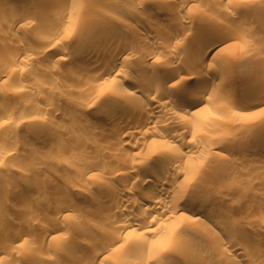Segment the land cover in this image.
<instances>
[{
  "label": "rangeland",
  "instance_id": "1",
  "mask_svg": "<svg viewBox=\"0 0 264 264\" xmlns=\"http://www.w3.org/2000/svg\"><path fill=\"white\" fill-rule=\"evenodd\" d=\"M5 1L25 6L29 9V14L18 12V15L15 11L11 12V8L6 4L4 5L0 2L1 40L4 39L6 43L7 39L2 35H6V33H8L6 35L8 39L15 40L14 42L7 40V44H4L3 41L0 42L1 56L4 54V56L9 54V56H12L16 52L21 53L26 49L29 50L32 46L33 50L30 49V51L33 52L29 62L28 60L27 62L21 59L15 60L11 64L12 70L6 71L7 67H4L6 65L2 64V62L0 63V71L5 74L8 72L5 80L0 81V95H2V97L0 96V115L4 116L2 118L0 116V193L6 190V193L0 194V246H4L5 241L11 236L10 234L14 229H19L18 227L22 225V228H27L30 235L21 240V244L18 247L8 246L5 253L0 256V264H85L86 257L90 255L87 254L92 253L91 245L94 244L92 233L104 230L107 233L112 228L108 223L109 215L114 214L116 211L120 215L121 212L118 210L113 212L111 210L101 213L100 209L96 208L98 206L97 203L81 192L89 193L91 191L95 193L94 196L98 195V197L100 196L101 199H104L101 200L99 198L101 202L106 203L105 200L109 201L111 197L102 192L99 186L101 184H113L122 188L124 182L120 176L112 177L109 176V173L105 174V171L109 172L114 167L113 164H117L116 162L125 158L123 153L119 151L121 149L131 150L132 147L130 145L134 144L135 140L124 136L122 137L123 140L120 139L119 141L113 136L109 137L110 134H108L109 136L102 135L106 129L98 127L96 129L93 125L83 122L84 116L101 123L107 121L104 115L100 114V116L97 114L104 113L109 109V104L106 105V102L108 103L107 99L122 80L115 79L116 77L112 78L114 71L111 69V78L109 77L110 79L105 80L104 85L89 87L87 80L89 81L93 73L95 74L98 70H102L103 66H100L101 64L97 60L89 59L83 55L82 52L86 51L88 43L92 39L87 36L81 40V43L74 40L73 32L78 30L74 19L78 17L82 22L91 21L98 17L101 10H104L109 18L113 20H120L122 23H140L143 26L141 29L145 32L156 30L165 35L180 32L185 37L187 33L191 34L194 33V30H198L209 17L216 16L220 18L225 14L237 15L235 23H233L235 27V24L239 28L238 24L241 27L249 22L248 24L252 23L250 24V29L253 26L259 27L258 29L260 30L256 33L262 34L264 32V13L255 12L253 9L244 11L246 16H248L246 17L244 14L245 18H248V22L243 18L245 20L242 21L244 24L240 23V16H238L239 13L236 11L237 5L245 4V6L249 7L253 0L250 2L249 0H234L231 3L221 5V7L218 0H202L203 3L200 4H190L187 0ZM259 2L264 7V0H259ZM217 4L220 10H216L214 7ZM72 11H76L74 15ZM61 12L70 14V17L68 16L64 21H55V16ZM7 13H11L12 18L18 24L10 27L9 23H4L6 21L2 20V14L5 15ZM13 14H15L14 17ZM176 16L194 17L196 18V23L194 22L192 29L182 30L180 29L181 27H178V24H175L177 22ZM20 23L22 24L21 26ZM242 28L238 29L244 31H241L242 34L235 35L233 39L229 40L230 42L228 41L229 45L234 46L232 48L234 55L232 51V53L221 58L225 54L223 52L214 57L208 56L205 60V69H210L213 73L211 77L214 76L213 79H222L218 80V85L230 92L228 95L233 96L238 93L237 97L229 99L227 98V92L222 97L217 93L220 97L214 99L217 100L219 105L214 106V109L212 108V111H214L213 116L207 119L206 124L204 123L205 125H201V128L204 127L202 129L203 132L208 135V141L211 142L208 143L207 141L205 147L203 149L200 148L202 151H195L190 160L184 158V161L180 162V167H187L185 169L188 172H185L188 175H184L185 177L182 175L178 178L179 180L175 179L177 184H183L184 182L183 185L185 183L190 184L197 190L202 188L201 186L205 183L204 186L207 187L204 188L205 194L203 191H201V194H204L208 200L211 198V202L208 201V204L200 206L199 211L193 215L191 213V204L195 201V196H189L190 200L184 198L180 201L185 207V211L179 218L173 220L163 217L159 219V222L154 220H152L153 222L147 221L148 218L142 215V211L139 212L138 210L137 212L142 215L141 219L144 225L149 222L148 226L151 227L153 232L160 231L155 233L156 236L154 234L149 239L147 238L146 245H140L139 249L131 248L128 239L142 235L145 228L138 229L136 234L129 232L130 234L124 235V238L117 243L119 245L109 246L106 258L103 261H97L96 264H162L168 259L169 261L178 260L177 254L179 251L183 252V250H186L190 254V252L194 251V246L198 247L200 245L204 246L202 249H206L207 252L208 245H210L209 250L214 247L212 249L214 254L208 252V257L212 256V258H208V261L206 258L205 264H244L243 261L241 263L233 261L235 256L234 248L239 246H241L238 249L240 251L256 252V247L251 242L253 243L254 239L264 236V228H262V226L264 227V216L260 213V208L264 202V164H261L264 162L262 161L264 160V129L260 124L264 120L262 119L264 117V102H259L257 98H253L250 105L245 104V100H242L244 92L241 91L244 90L241 87L242 79L239 74L243 71L248 73L256 71L259 74H264V69L263 71L261 70V73V71L251 66L254 65L252 62L248 63L247 70L241 65L242 67L239 66V69L231 70L229 71L230 73L228 72L230 69L223 67V65H226V61L235 62L237 61L235 58H240L238 57L239 55H248L254 52L250 45L248 47L244 45L254 39L256 30L245 29L246 31L248 30L247 32L249 33H247ZM50 34L52 36L55 34V38L57 37V40L51 45L46 42V38H49ZM124 34H122L123 39L132 40L136 38L131 32H125ZM245 41L246 43H244ZM233 42L235 45L232 44ZM9 43H12L11 46L8 45ZM29 43L33 45L29 46ZM183 45L186 48L184 52L191 51V47L194 50L198 48L195 44L192 45L189 39H186ZM141 47L136 48V53L133 51L135 54L133 53L131 59L129 58L131 64L137 60H146L145 52ZM39 50L41 52H38ZM249 50L251 52L247 53ZM230 54L234 56L233 59L228 58ZM259 54L263 56L264 52ZM154 59L149 58L146 62L154 61ZM183 59L181 67L191 65L189 59ZM155 61L160 64H171L164 58L159 59V61L155 59ZM76 72L77 74L80 73L82 78L80 75L76 78ZM210 80L212 79L210 78ZM182 81L183 79L177 75L171 76L166 83V88L177 89L181 86ZM195 81L196 79L192 78L190 83L192 84ZM83 82H87V87ZM79 83L81 87H79ZM22 88L26 89V91H20ZM220 92V94H223L225 91L222 92L221 90ZM260 94L258 96L261 97L263 94ZM232 96L229 97L232 98ZM228 99L229 102H227ZM230 100H234V103ZM52 106L53 108H51ZM119 111L121 112L120 109ZM233 111H235V114ZM7 116H10V118ZM40 116L41 118L46 117L52 124L53 135H51L50 129V132H48L49 130L34 132L27 129L31 120L40 118ZM146 135L145 137L149 138L151 133ZM238 135L243 138V144L239 145V147L219 144L224 137ZM174 145L181 151L185 150L183 141L176 142ZM211 145L212 147H210ZM142 146V152L149 147L147 143ZM180 146L182 147L180 148ZM137 149L140 150V147ZM137 149L135 148V150ZM106 150L111 151L113 154L102 152ZM138 158L135 162L132 159L130 161L136 163L139 160ZM185 159L190 162H186ZM223 159H229L225 165L220 164V161H224ZM253 160L257 162L254 163ZM153 165L155 166V164ZM153 165L151 164L150 167L154 168ZM98 166L107 170L103 168L105 170L103 171L104 173L101 172L103 174L96 173ZM92 167H95V173L88 174V171H92ZM188 167H192V170ZM125 171L129 170L125 169ZM181 178H185V181L182 179V182L178 183ZM10 182L19 183L18 189L9 190L7 184ZM132 186L128 187L134 188L132 191L133 193L135 192V196H141L140 186L137 184ZM93 193L91 194L93 195ZM64 198L65 200H63ZM70 199L74 200L75 209L67 210L61 215L57 214V211L63 206V202L65 204ZM216 216L220 217V219L222 218V222H225L228 227L223 224L221 228H218L215 224H212L210 220ZM217 217L215 219H218ZM50 221L61 222V224L59 223L61 226L58 232L56 231L55 234L44 239L37 238L38 235L36 234L44 232L43 227ZM153 232L145 233L144 231L148 236L153 234ZM213 233L217 234L218 237H223L222 240L224 239L226 244L224 243L225 245L222 244V246L221 243H218V246L216 241L213 243L211 242L212 239H207V235L210 234L217 236ZM229 234L235 238L231 243L227 242ZM240 240L241 242L239 243ZM122 241H125L127 245H124ZM150 241L152 243L157 242L158 245L152 246V243L149 244ZM210 243H213L214 246ZM120 244L122 247H120ZM196 247L194 248L196 249ZM30 251H34L33 253L36 251L40 259L38 258L34 263H28L25 255ZM209 259H211V262H209Z\"/></svg>",
  "mask_w": 264,
  "mask_h": 264
},
{
  "label": "bare ground",
  "instance_id": "2",
  "mask_svg": "<svg viewBox=\"0 0 264 264\" xmlns=\"http://www.w3.org/2000/svg\"><path fill=\"white\" fill-rule=\"evenodd\" d=\"M187 1L190 4L203 3L202 0H187ZM233 1L234 0H218V2H220V7L221 5H224L226 3H231ZM250 1L252 0H249V2ZM0 2L4 5L6 4L9 8H11V12L15 11V13L19 12L22 14L24 13L26 15L29 14V9L26 8L25 6L23 7V5L21 4H18L15 2L9 3V2H6L5 0H0ZM214 7L216 10H220V7L218 4ZM249 9H253L255 12L257 11V12L264 13V7L260 4L259 0L258 1L253 0L252 4H250L249 7L245 6V4L244 5L239 4L237 5L236 11L237 13H239L238 16H240L239 20L241 22L240 21L238 22L243 23L242 21H245V20L248 22L247 20L248 18H245L246 12L244 13V11H247ZM74 12L76 11H72L73 15H74ZM14 15L15 14H13V17ZM69 15L70 14H67L66 12H61L55 16L54 20L64 21V19H66ZM224 16H221L220 18L216 16L209 17L198 30L196 31L194 30L193 31L194 33H191V34L187 33L185 37L182 36V33L180 32H176V33L174 32V34L171 33L169 35H165L164 33H159L156 30H153V31L150 30V31L145 32L143 31V29H141L143 26H141L140 23H137V22L136 23L135 22H123L122 23V21L120 20H117V21L113 20L109 18L108 14L104 10H101L98 17H96L95 19H92L91 21L82 22L80 21V18H78L77 16H76L77 18L74 19L75 26L78 29L77 32L75 31L76 33L73 32L74 40L81 43V40H83L87 36H89L90 39H92L88 43V47L86 51L85 52L80 51V52H82L83 55L89 59L97 60V62L101 64L100 66H103L102 70L100 71L98 70V72H96L95 74L93 73L89 81L87 80L89 87L104 85V83L108 79L111 78V75H110L111 69L114 71V75L112 76V78L116 77L115 79L122 80L120 81L121 83H118L116 90L114 89V91L111 92L109 98L107 99L108 103L106 102V105L109 104L110 106L109 109L104 112L105 114L104 113L97 114V115H100V114L104 115L106 117L105 120L107 121H105L104 123H101V122L92 120L91 118L87 116H84L82 119L84 120L83 122L91 126L93 125L94 127H96V129L97 127L100 129L101 128L106 129L102 133V135L110 134V136L108 135L109 137L113 136L119 141L120 139L123 140L122 137L124 136L132 138V140L134 138L135 140L134 144L130 145V147H132L131 150L121 149L119 151L120 153H123V156L125 158H122L123 160L121 159V161L116 162L117 164H113L114 167H112V170H110L111 169L110 168L109 169L110 171L107 172L105 171L107 170L106 168L104 167L101 168V166H98L97 168L98 171H95L96 169L94 170V168L97 167L95 166L94 168L92 167L91 169L92 171L87 172L88 174H92L95 171L96 173L99 172L100 174L101 172L105 171V174L109 173V176H112V177L118 175L121 177L122 181L124 182L123 183L124 186L122 188H120V186L118 187L113 184H110V185L105 184L107 186L103 184L104 185L103 186L100 183L102 186L100 185L99 187L102 189V192H105L107 196L111 197L109 201L105 200L106 203H104L103 201L101 202V200H104V199H101V197L100 196L98 197V195H95L96 196L95 197L94 196L95 193L91 192L90 190L89 191L93 193V195L89 191H88L89 193L81 192L83 193V195L88 196L89 198H91V200L93 199V201L97 203L98 206L96 205L97 206L96 208L97 209L99 208L100 209L99 211L101 213H104L105 211L108 212L111 210L113 212H115L116 210L121 212L120 215H118L117 214L118 212L116 211L117 213L115 212L114 214L113 213L110 214L109 217L107 216L108 221H109L107 222L109 223V226L111 225L112 227L107 231V233L105 232V230L92 233L93 237L92 236L91 237L94 239L93 240L94 244L91 245L92 247L90 246L92 248V253L87 254V255L90 254L91 256L89 255L88 256L89 258L86 257L87 259L85 261V264H96L97 261H103L108 255L107 250L109 246L111 245L113 246L114 244H117L120 240H122V238H124L123 236L128 234L129 232H133L136 234V232H138V229L140 228L141 229L145 228L144 229L145 233L153 232L151 227L148 226L149 222H153L152 220H154L155 222H159V219L163 217H165V219L171 218L173 220L179 218L182 215V213H184L183 211H185V207L182 205V202H180L184 198L189 199V196H192V197L195 196V199L192 198L195 201L193 202V204H191V210H192L191 213L193 215L199 211L200 206H202L203 204H206L208 201L211 202L212 200L211 198H210L211 200L210 199L208 200L204 196L205 194L204 188H207L204 186L205 183H203V186L199 185L202 188H198L197 190V188L192 187L190 184L185 183V185H183L184 182L183 184L181 183L182 182L181 180L183 178H181L180 181H178V183L180 182L181 184H177L176 183L177 180L175 181V179L180 178L182 175L183 177L188 175L185 172L187 171V169H185L187 167L185 168L180 167L179 166L180 162L184 161V158L186 159L188 158V160H190V157L192 156V154L195 153V151H202V149L205 147L206 142L208 141V135H206L203 132L202 129L204 127L201 128V125L204 123L206 124L207 119L213 116L214 111H212V108L216 105H219V103H217V100H216L217 98L220 97L219 95H221V97L225 96L224 93L227 92L226 90L222 89L220 85H218L219 83L218 80H222V79H213L214 76L211 77V74L213 73L210 71V69H205V62H206L205 60L208 58V56L214 57L223 52H225V54L224 56H221V58H224L229 53H232L233 51L232 48H234V46L232 47L231 45H229V42H230L229 40L233 39L235 35L238 36V34H242L241 31L243 30H238V29H241V27H243L244 30L245 29L256 30L255 33L259 32L260 30L258 29L259 27L257 28L253 25H252L253 27L250 29V26H251L250 24L252 23L248 24L249 22L248 23L246 22L247 24L243 23L244 25H242L241 27H240V24H238L239 28L237 24H235L236 25L235 27L233 23H235L234 21L237 15L235 16V15L225 14ZM176 17H177V20H176L177 22L175 24L176 25L178 24L179 25L178 27H181L180 29L190 30L194 26V22L196 18L191 17V16L189 17L176 16ZM2 18H3L2 19L3 21H6L4 23H9L11 25V26L8 25L10 27H13L12 25L18 24L15 22L16 20L12 18L11 13H7L5 15L2 14ZM243 18H245V20ZM21 25L22 24L20 23V26ZM176 25L175 27H177ZM125 32H131V34H134L136 38L132 40H128L125 38L123 39L122 36L125 35L124 34ZM263 33L264 32H262V34L256 33L255 34L256 36H254V39L252 40L251 38L252 41L250 42L248 41V43L250 44L246 43V41L244 42L247 44L244 46L248 47L250 45L252 47V50H254V52H251V50H249L247 51V53L251 52V54H248V55L238 56L236 54L240 58L238 59L235 58L237 60L235 62H231L229 60L231 63L226 61L225 63L226 65L225 66L223 65V67H227V69H230L228 70L229 72L236 68L239 69V66L243 65L244 69L247 70L246 68H248L247 67L248 63L252 62L254 65H251V66L255 67L259 71L261 70L263 71L264 55L263 56H261L260 54L258 55V53L264 52V34ZM7 34L8 33H6V35ZM2 35H4L5 39L11 40V39H8V37L5 34H2ZM54 35L55 34H53L52 36L50 34V36H48L49 38H46V42H48L50 45L51 43L54 44V42L57 40V37L55 38ZM185 38L189 39L192 42V45L195 44L198 48L194 50V48L192 49L191 47L190 48L191 51L184 52V50L186 49L183 45L186 42ZM7 40L5 43L4 39L1 40V37H0V42L3 41L4 44H7L8 42ZM11 41L14 42L15 40H11ZM11 44L9 43L8 45L11 46ZM232 44L235 45L234 42ZM32 45H30L29 43V46H32ZM80 45L79 47L81 48ZM138 47L143 48V51L145 52L146 60L149 58L151 59L155 58L156 60L159 61V59L164 58L167 61H169L171 64H160L157 61H155V59L154 61L152 60L150 62L149 61L146 62V60L145 61L137 60L133 62L132 61L133 58L131 60L133 63L131 64L130 62L131 56L136 51V48ZM228 47L231 49V51ZM30 49L33 50V46L32 48L30 47ZM30 49L29 50L26 49L25 51L21 53L16 52L12 56H9L10 54L9 55L6 54L8 56H4L5 54L1 56L0 54V63L2 62V64L4 63V65H6V66L3 65L4 67H7L6 71L12 70L13 68L11 67V64L14 63L15 60L21 59L24 62H27V60L29 62V59L32 58L31 53L33 52V51L31 52ZM38 52H41V51L39 50ZM42 53H44V51H42ZM234 54L235 53L233 51V55ZM66 57H64V59ZM228 58L233 59L234 56H231L230 54ZM182 59L183 60L189 59L191 65L190 66L188 65V67H181ZM182 68L184 69L187 68V69L184 70ZM7 73L5 74L4 72L0 71V81L1 82L5 80ZM75 75H76L75 77L77 78V76L80 75V73L77 74L76 72ZM174 75H177L183 79L181 86H179L177 89H168V87L166 88V83L171 78V76H174ZM239 75H241L242 81L241 80L239 81H241V84H242L241 87L244 90V91H241V88H240V91L244 92L243 93L244 95H242L243 96L242 100H245V104L250 105V102L253 98H257L259 102L261 101L264 102V74H259V72H256V71L251 72V73H248L247 71H243ZM192 78H195L196 81L191 84L190 80H192ZM210 78L212 80H210ZM59 81H63V80H59ZM87 82H83L86 84V87H87ZM78 85L79 87H81L80 83ZM219 86L222 92L225 91L223 92V94H220L221 90L219 89ZM20 91H26V89L22 88L20 89ZM228 93L230 92H227V95ZM237 94L235 93L233 95L234 97L229 94L227 98L234 99L237 97ZM259 94L260 95L263 94V95L260 97L258 96ZM215 95L216 96L218 95V96L216 97ZM0 96L2 97V95ZM229 96L230 97L232 96V98H230ZM257 96L260 98H258ZM229 99L227 100V102H229ZM51 108H53V106ZM119 109L121 110V112L119 111ZM233 112L235 114V111ZM8 118H10V116ZM42 118H46V117H42ZM42 118L40 116V118L31 120L27 129L29 131H34V132H40V131H46V130L48 131L49 129L51 130L52 124H50L47 118L46 119H42ZM262 119H264V117ZM260 124L262 128L264 129V120H262ZM50 130L48 132H50ZM52 133H53V128L51 130V135L54 134ZM150 133H151L150 137L147 138L148 136L146 134H150ZM55 135L57 136V134ZM145 135L147 137H145ZM148 141H149V144H148ZM179 141L181 142L183 141V144L185 143L184 151H181L177 147H175L174 144L176 142L178 143ZM209 142L211 141H208V143ZM146 143H147V146L149 145V147L147 148L146 151L144 150L145 152L144 151L142 152L141 147H143L142 145L144 144L146 145ZM213 144L215 145V143ZM219 144L220 145L227 144V146L230 145L231 147H239V145L243 144V138L240 135L224 137L219 142ZM139 147H140V150L137 149ZM181 147L182 146H180V148ZM207 147L210 149L212 145L210 147L209 146ZM135 148L137 150H135ZM102 152L112 153L111 151H107V150L102 151ZM140 157L142 158L143 161L141 160ZM137 158L141 161L139 162L138 160L136 161V163H134ZM130 159L134 160V162L130 161ZM223 160H224L223 162L220 161V164L225 165V163H227L229 159L228 160L223 159ZM254 160L253 162L256 163L257 161L255 162ZM151 164L152 165L155 164V166L157 167L155 168V166L153 165L154 168H152L150 167ZM261 164H264V162H262ZM252 165L254 164L252 163ZM125 169L129 171L126 172ZM190 169L192 170V167ZM135 184L140 186V189H141L140 191L142 192L141 196L140 195L135 196V192L133 193L132 191L134 190V188L128 187V186H132ZM7 186H9V190L12 189L11 191H13L15 189H18L19 183L17 184L16 182H10L7 184ZM5 191H3V193H6ZM201 191H203L204 193L203 195L201 194ZM3 193H0V194H3ZM63 200H65V198ZM73 201H74L73 199L72 200L70 199V201L69 202L66 201L65 204L63 202L62 204L63 206H61L60 209L58 208L59 210L57 211V214L61 215L67 210H70V211L74 210L76 205ZM138 210L139 212L142 211L141 212L142 215L148 218L147 220L149 221L148 224L147 223L146 225L143 224L144 222H142V219H141L142 215L137 212ZM260 213L262 216H264V202L260 208ZM216 217L211 218L210 222L212 224H215L218 228H221L223 224L224 225L226 224L225 222L224 223L222 222L221 220L222 218L220 219V217H217L218 219H215ZM48 223L47 225L44 224L45 225V227H43L44 232H39L40 234L35 233L36 235H38L37 238L44 239L46 237H49L55 234V232L56 231L58 232V230L60 229L61 222H51L50 221V223L49 224ZM22 226L18 227L19 229H14V231L10 234L11 236L8 237V239L5 241L4 246H0V256L3 255V253H5V251L8 249V246L18 247L21 244L20 241L25 239L28 235H30L28 234L27 228H25L26 229L25 230L24 228H22ZM225 226L228 227L227 225ZM262 228L264 227L262 226ZM225 229H224V232H225ZM260 230L262 229L260 228ZM144 231L142 232V235ZM159 231H154L153 234L149 236L144 233L143 236L139 235L138 237L131 238L130 240L128 239V241H130L128 243H130L131 245V246L130 245L128 246H130L131 248L134 247V248L139 249L138 247L140 245L141 246L146 245L147 238L149 239L150 236L152 237L155 233ZM158 234L160 235V233ZM214 235H217V234H214ZM231 236L232 235L229 234V237H227L228 238L227 242L231 243L232 240H235V238ZM207 237H208L207 239L209 240L212 239L213 241L211 240V242L213 243H215L216 241L217 245L218 243L219 244L221 243V245L225 243L224 239L222 240L223 237L221 238V236L218 237V235L213 236L210 234V235H207ZM262 237L254 239L253 243L250 241L251 244L255 245L257 249V250L255 249L256 252L252 251L253 253H250V252H247L246 249H245L246 251L244 250L240 251L238 249H240L239 247L241 246H239L238 248L235 247L234 248L235 256L233 257V261H239V263L243 261L244 264H264V236ZM122 242L124 243V245H127V243L125 244V241H122ZM240 242L241 240L239 241V243ZM151 243L152 242L150 241L149 244ZM213 243L212 244L210 243V244L213 245ZM236 243H233V244H236ZM121 244H120V247H122ZM159 244L161 243L159 242ZM151 245L156 246L158 244L156 242V243H152ZM209 246L210 245H208V248ZM194 247H193L194 251H192V253L190 252L189 254V252L188 251L186 252V250H183V252L179 251L178 254L176 253L178 255V260L175 261L173 258L174 261H171V260L169 261L168 259V261L165 260V262L162 264H201V263L205 264L204 261H206V258H207V261H208V258H212V256L208 257L209 255L208 252L213 253L214 250L212 249L214 247L210 250L207 248L208 252L206 251V249H202L204 248V246L202 247L200 245L196 247V249ZM252 248L254 249L253 246ZM149 249L151 248L149 247ZM33 252L34 251H30L29 253L25 255V259L28 263H34L39 258V254L36 253V251L35 253ZM209 260H210L209 262H211V259ZM162 261L164 260L162 259ZM206 264H209V263H206Z\"/></svg>",
  "mask_w": 264,
  "mask_h": 264
}]
</instances>
